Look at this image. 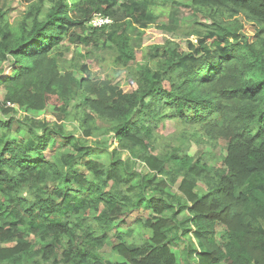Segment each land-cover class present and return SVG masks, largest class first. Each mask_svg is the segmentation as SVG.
<instances>
[{"label": "trees", "instance_id": "1", "mask_svg": "<svg viewBox=\"0 0 264 264\" xmlns=\"http://www.w3.org/2000/svg\"><path fill=\"white\" fill-rule=\"evenodd\" d=\"M24 1L27 12L12 25L0 6V66L12 67L0 77V264H46L66 236L72 242L60 264H111L101 250L114 221L143 209L151 216L138 223L151 231V244L115 246L122 264H182V255L186 264H264V0H191L187 6L205 20L196 23L197 43L189 42L186 53L175 44L151 48L147 66L128 73L130 92L92 81L85 65L74 67L85 75L78 79L61 64L71 47L103 44L116 66L130 69L138 58L129 26L153 25L157 2ZM97 15L112 24L90 27ZM75 96L83 138L18 119L8 107L40 115L52 106L62 120ZM168 120L183 132L227 142L217 177L202 157L180 149L154 153ZM98 122L120 144H131L128 159L107 142H88ZM15 124L29 137L12 140ZM52 138L63 150L56 161L45 155ZM98 155L103 163L92 159ZM139 163L147 174L136 169ZM180 178L176 195L169 188ZM199 183L206 192L196 191ZM82 213L94 225L73 219ZM29 236L43 246L36 249ZM182 241L188 245L180 256L174 248Z\"/></svg>", "mask_w": 264, "mask_h": 264}, {"label": "rangeland", "instance_id": "2", "mask_svg": "<svg viewBox=\"0 0 264 264\" xmlns=\"http://www.w3.org/2000/svg\"><path fill=\"white\" fill-rule=\"evenodd\" d=\"M158 3L154 12L156 14V21L146 30H140L135 26H129V33L135 41L137 62H135L130 69H123L114 64L115 55L114 52L100 44L98 48H85V47H71L70 52H66L62 67L65 72L72 71L78 79L85 77L81 75L74 68L75 66L85 65L90 73L92 81H105L109 80L114 82L117 86L123 89L125 92L131 91V86L128 80V73L132 70H143L148 64L150 58L151 48L153 47H168L169 44H175L178 46V50L184 53L188 51L189 42L197 43L198 36L194 33L199 27L196 23H204L205 20L194 13L187 5L191 0H153ZM72 2V0H70ZM0 6L8 13L9 24L12 25L21 20L26 14L28 4L24 0H0ZM172 11L177 16L172 15ZM176 27V28H175ZM248 30L251 31L249 27ZM102 43V42H101ZM12 73V67L9 63H5L0 66V77H9ZM2 77V78H3ZM81 99L75 96L71 99L69 112L71 113L62 120H58L55 116L54 107H49L44 113L37 115L29 113L23 108L17 109L16 117L18 119H24L31 117L36 121L45 122L51 126L57 125L65 128L66 132L83 138V132L79 117H81V109H78ZM18 124L14 126V135L12 140H17V135L23 138L29 137V135L23 131L18 134ZM178 129L174 122L168 120L164 126H161L158 130L157 139L153 144L154 153H166L167 151H173L174 149H180L183 153H187L192 158H203L204 163L208 166V173L217 177L218 173L224 169V160L227 156L228 145L224 140H212L204 135H197L195 129ZM25 136V137H24ZM60 140L52 138L49 149L45 155L48 159L56 161L57 156L63 152L58 144ZM88 142H101L108 143V147L111 151L117 149L123 159H128L131 152V144H120L118 140L114 138V133L109 131L107 124L98 122V130L95 132L92 138H89ZM92 159L103 163L101 156H92ZM136 169L139 172L148 173L146 166L142 163L137 164ZM182 178L179 179L175 186H170L169 190L180 195L179 186ZM55 182H50L49 187L55 188ZM198 193H204L207 191V186L204 183H199L196 189ZM126 215L122 218H118L114 221V230L109 232L108 240L105 247L101 250L103 253V259L111 264H122L125 262L124 258L114 248L120 243H127L129 245L142 243L151 244V231L148 230L143 224L140 225L138 220L147 219L151 216L148 210L143 209L141 212L126 211ZM91 215L80 214L73 216V219L86 220L87 224L94 225L93 221H88ZM97 235V233H96ZM224 235V230L219 228L218 239ZM29 241L35 244L36 249H40L43 243L40 238L29 236ZM72 238L69 236L63 237L59 244H56L57 251L50 257V261L46 264H56L55 258L58 259V264L64 262L63 253L69 249ZM15 243L3 244L2 247H12ZM187 242H179L176 249L177 253L181 256L184 249L187 247ZM42 262V256L39 257ZM182 264H186V258L181 256Z\"/></svg>", "mask_w": 264, "mask_h": 264}, {"label": "built area", "instance_id": "3", "mask_svg": "<svg viewBox=\"0 0 264 264\" xmlns=\"http://www.w3.org/2000/svg\"><path fill=\"white\" fill-rule=\"evenodd\" d=\"M112 24L111 19L102 17L101 15H97L91 22H90V27L92 28H102L106 25ZM5 77V76H4ZM1 99H0V105H1ZM8 107L18 109L16 105H12L11 103H8Z\"/></svg>", "mask_w": 264, "mask_h": 264}, {"label": "crops", "instance_id": "4", "mask_svg": "<svg viewBox=\"0 0 264 264\" xmlns=\"http://www.w3.org/2000/svg\"><path fill=\"white\" fill-rule=\"evenodd\" d=\"M5 77H7V76H5Z\"/></svg>", "mask_w": 264, "mask_h": 264}]
</instances>
